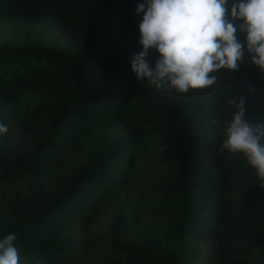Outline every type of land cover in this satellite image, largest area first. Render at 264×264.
I'll list each match as a JSON object with an SVG mask.
<instances>
[{
	"label": "trees",
	"instance_id": "1",
	"mask_svg": "<svg viewBox=\"0 0 264 264\" xmlns=\"http://www.w3.org/2000/svg\"><path fill=\"white\" fill-rule=\"evenodd\" d=\"M141 3L0 0V240L19 264H264V180L220 151L241 99L264 124V71L138 81Z\"/></svg>",
	"mask_w": 264,
	"mask_h": 264
},
{
	"label": "clouds",
	"instance_id": "2",
	"mask_svg": "<svg viewBox=\"0 0 264 264\" xmlns=\"http://www.w3.org/2000/svg\"><path fill=\"white\" fill-rule=\"evenodd\" d=\"M226 4L227 0H146L139 4L135 12L143 13L138 28L142 50L130 57L136 79H146L158 89L168 85L181 94L205 89L216 83L210 73L235 70L245 51L250 62L264 71V0H240L230 9ZM237 31L246 33L243 50ZM150 49L159 57L154 66L148 61ZM243 104L241 99L235 106L238 111L226 123L220 151L242 154L264 180V124L246 121ZM7 132V125L0 123V135ZM16 240V233L0 240V264H19Z\"/></svg>",
	"mask_w": 264,
	"mask_h": 264
}]
</instances>
